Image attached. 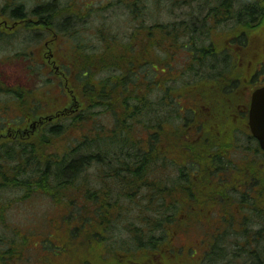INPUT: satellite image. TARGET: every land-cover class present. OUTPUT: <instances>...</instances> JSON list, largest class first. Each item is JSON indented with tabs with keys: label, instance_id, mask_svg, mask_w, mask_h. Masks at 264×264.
Segmentation results:
<instances>
[{
	"label": "trees",
	"instance_id": "1",
	"mask_svg": "<svg viewBox=\"0 0 264 264\" xmlns=\"http://www.w3.org/2000/svg\"><path fill=\"white\" fill-rule=\"evenodd\" d=\"M148 3V0H115V6L111 7L130 18L127 40H118L104 25L96 36L92 35L100 44L98 50L84 47L86 29L80 28V23L95 7L77 10L74 6V15H70L68 5L57 7L55 3H42L37 17L26 12L19 18L26 20L24 26L32 25L36 18L42 29L61 27V34L67 38L81 32L78 38L75 36L76 42L72 44L68 40L67 47L61 46L72 59V74L66 72V66L58 65V74L63 76L46 82L49 88H57V84L64 86L59 90L65 96L63 100L44 99L43 94L36 92L4 89L0 84V91L9 97L7 106H2L13 109L21 119L7 129L14 134L10 137L11 147L5 144L4 138L0 139V187L23 190V198L34 194L50 198L57 208L66 212L61 225L65 233L85 234L101 240L103 246L116 233L112 226L116 219L129 218L132 205L137 216L134 223L127 220V232L133 246L126 239L117 238L120 248L113 252H107L103 246L100 250L95 247L87 251L96 261L94 264H264V242L258 237L264 225L259 224L258 230L249 234L248 225L238 232V226L232 224L229 188L234 183L223 176L226 173L219 167L227 163L221 154L227 145L208 147L221 139L229 145L234 134L222 124L221 135L215 134L216 120L210 121L209 115L206 128L199 117L194 120L198 114L206 113L198 104V97L196 102L192 101L193 105L181 102L193 95L191 88L207 100L209 94L203 85L221 84L220 80L229 74L248 75L252 83L264 80L260 60L264 56V0H154L150 8L154 12L147 14ZM165 3L169 13L177 18L189 4L188 20L160 23L155 15L161 14ZM20 8L24 10L23 6ZM16 18L14 15L13 19ZM150 18L157 22L148 26ZM225 27L228 31L220 29ZM195 34L202 35L204 43L197 45L185 59L184 67L193 70L184 91L179 86L171 89L163 86V81L158 82L162 71L156 62L166 64L171 71L169 65H173L174 55L189 49ZM224 35H230L226 46L220 42V36ZM49 44L55 54L59 43ZM86 49L92 53H85ZM244 55L250 58L243 65V71L236 59ZM222 60L229 66L219 69L218 62H214ZM102 69L111 74L97 79ZM177 77L170 80L175 81ZM68 78L74 87L67 82ZM166 78L168 81L169 77ZM152 91L154 98H150ZM69 93H73L72 99ZM68 99L72 107L59 109L60 101ZM154 107L156 113L151 109ZM108 111L111 126L103 125L100 120ZM202 128L206 135L211 134L209 144L207 136H201ZM213 147L217 151L211 152ZM92 168L100 173H89ZM260 169L256 165L252 171L264 174ZM174 174L176 177L171 179ZM106 179L112 181L107 182L109 188L104 191L100 185ZM193 189L205 194L209 204L216 208L205 210V215L192 210L207 204L203 200L201 203L189 201L197 199ZM244 202L242 199L240 203ZM184 215L186 221H181ZM105 216L111 225L103 222ZM260 218L262 215L258 216L257 223L261 222ZM0 222L7 224L4 218ZM15 231L17 240L10 241L8 234L0 236V260L8 256L9 264H29L23 254L31 246L37 248V242L33 243L22 231ZM180 232L188 235L192 246L186 243L176 246L174 236ZM197 235L203 240H198ZM90 242L99 246L98 241ZM196 243L203 250L197 252ZM81 245L79 254L74 253L58 264H76L79 258L81 264H89ZM193 252L202 256L193 257ZM130 253L143 258H128Z\"/></svg>",
	"mask_w": 264,
	"mask_h": 264
},
{
	"label": "rangeland",
	"instance_id": "2",
	"mask_svg": "<svg viewBox=\"0 0 264 264\" xmlns=\"http://www.w3.org/2000/svg\"><path fill=\"white\" fill-rule=\"evenodd\" d=\"M28 2V5H32L33 3L31 0H24ZM43 4L48 3H55L57 7L60 5L61 7L68 5L71 9L70 15H74V6H76L77 10L84 9L83 7L92 6L95 11L91 13L90 16H87L85 21L83 23H80V28L83 30L85 28L84 32V39L83 42L85 44V48L87 47H93L94 49L98 50L100 47L99 42L95 41L96 38L92 35L96 36L98 33V29H102L103 26H108L109 29L112 31V34L116 35L118 40L123 39L127 40L125 38L126 34H129L130 28V18L126 15H122L120 13V10L118 8L115 9V6L113 5L115 0H42ZM149 3L146 5L147 8V14L154 12L153 9L150 10L152 3L154 0H148ZM75 4V5H74ZM168 3H165L164 7L162 8L161 14H156L155 18L156 20H159L160 23L168 22V23H174L176 19L178 21H186L188 20L189 16L187 15L188 12L191 10L190 5L188 4L187 8H184L182 14L180 13V10L178 13L181 14V17L177 18L175 14L173 16L169 13ZM236 8V6H234ZM152 15V14H151ZM63 20V17L60 18ZM38 20L34 18L33 24L30 26H24L19 30L18 35L16 38H11L7 40L4 43H0V84L2 85V88L4 89H15V90H24L28 92H36L38 94H43L44 99H55L59 101V98L63 100L65 97L62 93L59 92L61 87H64L63 85L57 84V88H53L52 86L49 88L48 84L46 82L48 80L57 78L59 76H63L62 74H58L60 72L57 71L56 67L58 68V65L60 66H66V72L73 71L74 66H72V59H70L69 52L64 50L61 46L67 47L68 45L65 44L68 40L76 42L75 36L78 38L80 35L79 33H76V35L72 33V36L67 38L64 34H61L63 28H53L56 31L60 32H54L52 29L53 26L47 27L46 29H42L40 25L37 24ZM152 22H157L155 19H148L147 24L150 26ZM109 23V24H107ZM72 28V26L70 27ZM52 29V30H51ZM221 30H226L227 27L220 28ZM61 35H60V34ZM221 34V33H220ZM223 34V33H222ZM231 35V34H230ZM230 35H224L220 36V42L222 45L226 46L229 43ZM66 37V38H65ZM211 38V37H210ZM95 41V42H91ZM213 41V38L210 40ZM55 43L60 46L57 47L56 53L53 54L54 59H51L49 61L48 59H42L41 63L37 65H29L27 64L28 61L32 58V55L34 52H38L41 47L45 46V43ZM86 42V43H85ZM191 45L189 49H183L181 52L178 53V56H181L180 59L176 58L178 56H175V59L171 61L173 64L172 66L169 65L171 68V71L165 66L166 64H158L156 67L159 71H162L160 73V76L158 77V82L163 81V86H168L172 88H175V86H179L181 91H184V87H186L187 79L192 77V68H186L184 67V63H186L185 59L188 58V56L191 55V51L195 50L197 45H201V43H204L203 36L199 34H195L192 39H190ZM120 43V42H119ZM70 45L71 47L73 45ZM88 44L89 46H87ZM57 46V45H56ZM91 49V48H90ZM90 49H86L85 53L91 54ZM226 49V48H225ZM26 54H30L31 57H28ZM190 54V55H188ZM24 57V58H23ZM34 58V57H33ZM179 59V60H178ZM56 61V64L54 67L51 64L52 62ZM218 62V68L221 69L223 65L226 67L229 66L222 61H215L214 63ZM237 64V62H236ZM244 64V62H243ZM211 65L208 63V66ZM36 66V67H34ZM53 69L56 70L53 72ZM64 71V70H63ZM164 71V72H163ZM111 72L107 69H102L100 74L96 76L97 79H105L106 76L110 75ZM177 79L175 81L170 80V78ZM54 77V78H53ZM169 77V80L167 81V78ZM75 81H77L76 78L73 77ZM67 82H70L71 87H74V83H71V79L68 78ZM78 82V81H77ZM161 83V82H160ZM49 88V90H48ZM194 90L193 95L187 96V100L181 99L182 104L185 105H193L192 101L196 102V99L198 97V91H195V88H191ZM76 90V89H75ZM158 90H161L160 88ZM175 90V89H173ZM162 93V90L159 92V94ZM71 99L73 98V93L68 94ZM84 95V94H83ZM154 91L151 93V97L154 98ZM157 95V94H156ZM11 98V97H10ZM12 99V98H11ZM9 97L6 93L3 91H0V118L2 119V122L0 124V139L4 138L5 144L9 147L12 146V143L10 142V137L13 138L14 134L13 132L10 133V131H7V129H10L11 126H16L15 123L19 120V116L16 115V112L11 109L10 107L7 108L5 106L6 102H8ZM61 102V106L58 108L63 110H67V108H71L72 106L69 105L70 101L69 99L67 102ZM86 103V102H85ZM2 104L5 106L3 107ZM9 109V110H8ZM156 113V107L151 108ZM70 110V109H69ZM4 111V113H3ZM6 112V113H5ZM101 118V119H100ZM99 119L101 120L103 125L111 126L112 118L110 116L109 111L105 114L101 115ZM19 119V120H18ZM111 122V123H110ZM19 124V123H17ZM3 132H6L7 134L2 135ZM13 134V135H12ZM1 144V143H0ZM89 173H96L97 175L100 172H96L94 168L90 170ZM176 175L174 174L170 178H175ZM112 181L111 179L102 180L100 187L103 188V190H107L109 188V184ZM258 185H256L254 188H256ZM186 189V186H185ZM194 190V189H193ZM197 194V199L189 200L191 203H201V201H206L207 203L205 206H201L203 208L202 213L205 215L208 208H216V206H211L209 204V201L205 194H203L200 191L194 190ZM24 197V191L23 190H17V189H10L8 187L3 188L0 187V218H4L5 222L7 224H4V222H0V236L3 234L10 235V241L12 239H18L16 236V231L19 230L24 232L26 236L33 239V243L37 242V248H33L31 246L28 251H25L27 253H24L23 256L29 261V264H58L59 261H61L60 256H63V260H66L67 258H70L71 255L75 253L76 255L79 254V245H81V248L85 249L84 255L88 256V263L94 264L96 261H93L92 257H90V253L87 252L91 249L98 248L99 250L104 245L101 243V240H95L96 238L89 237L88 238L91 241H98L99 246L93 244L90 242V240L86 236L79 235L78 237L73 235L70 238H67L68 233H65L61 227L63 216L65 213L62 211V209L57 208L54 203L51 201L50 198L44 197L41 194H34L30 198H23ZM184 197V194H183ZM185 198V197H184ZM198 201V202H196ZM12 202V204H11ZM146 202V201H145ZM260 214H254L251 216L252 220L258 219V216ZM137 216L136 209L131 205V209L128 213L129 218L120 220L116 219L115 224L113 226V231H116V233L109 237L108 239V245L103 246L104 250H108L107 252H113L115 249L120 248L117 247L120 245V242L117 241L120 239H126L129 244L132 243L131 246H133V242L131 238H128L129 234L127 232V220L129 222L135 221V217ZM123 217V216H120ZM79 220V219H77ZM81 221V220H80ZM103 222H105L106 225H111V223L108 222V219L104 218ZM6 226L8 227V231H5ZM107 229V228H106ZM180 233H175L174 242L176 246L180 247L183 243L191 245L192 241L190 238H188V235H184ZM202 233V232H201ZM101 239H105V236H100ZM84 240V243H80V241ZM65 242H68L65 243ZM66 245H65V244ZM87 246V249H86ZM42 248V249H41ZM134 248V247H133ZM197 252L203 250V247L200 243H196ZM130 257L128 258H135L136 255L134 253H130ZM123 258V257H122ZM19 264H22L21 262ZM25 264V263H23ZM76 264H81L80 258L78 259Z\"/></svg>",
	"mask_w": 264,
	"mask_h": 264
},
{
	"label": "flooded vegetation",
	"instance_id": "3",
	"mask_svg": "<svg viewBox=\"0 0 264 264\" xmlns=\"http://www.w3.org/2000/svg\"><path fill=\"white\" fill-rule=\"evenodd\" d=\"M31 1L30 3H33L32 5H28V2L24 0H0V27L6 28L4 32L0 29V43H4L11 38H16L19 30L26 21L25 19L19 18L26 12L34 13L35 17L41 12L43 1ZM21 6L24 7L23 11L20 8ZM14 15H17L16 19H13ZM51 49L50 44L46 42L45 47H41L37 53H33L32 58L27 64L30 66L37 64L36 62L40 64L42 59L51 61L54 54ZM248 58H250L248 55H244L240 60L239 58L236 59V62H239L242 67L240 68L241 70H243V65L248 62ZM260 60L264 67V56L260 57ZM227 79H233V81L231 83H226L225 81ZM220 81L221 84L207 83L203 85L204 90L209 94L207 100H203L200 92H198V104L201 105L206 113L198 114V116L196 113L195 116L197 117H195L194 120H198L199 117L204 123L203 127L206 128L205 124L209 123V117H211L210 121H214L213 119L216 120L215 134L221 135L219 131L221 124L224 126L225 130L227 126L228 129L232 131V134H234L229 145L225 143L224 139H221L219 142L211 144L208 147L227 145L221 153L224 158L223 161L227 163L219 167L226 173L225 175L223 174V176L228 177V179L234 183L229 188L232 194V199L229 202L232 211L231 218H233L232 224L233 226H238V232L248 225L250 231L248 233L252 234L253 230H258L257 226L259 224L264 225V185L251 189L255 187L258 182H264V174L252 171L256 165L260 166V172L264 171V150L252 133L249 114L252 94L257 89L264 87V80L252 83L253 81L248 75L229 74ZM212 89L214 90L211 92ZM208 115L209 117H207ZM204 128H202L201 136H207L206 143L209 144V137L211 134L207 132L206 135ZM189 129L191 128L189 127ZM180 134L186 137L184 133ZM202 139H200V141ZM213 150L217 151V148L213 147L211 152ZM256 180L258 181L255 182ZM242 199L245 200L244 203H240ZM192 210L199 212V215H201L203 208L195 206ZM254 214L262 215L260 223H257L258 219L252 220L251 216ZM181 221H186L185 215ZM198 232L201 233V230L198 229ZM197 237L198 240H203L202 236L197 235ZM258 237L259 240L264 242V229L263 233ZM253 239H256L255 236ZM8 248L10 249L9 245ZM138 253L139 252H137L136 255ZM199 256L202 255H200V253L195 255L193 252V257ZM136 258L143 257L139 256ZM121 261L123 260H120V262ZM9 262L10 259L8 256H4L2 261L0 260V264H9Z\"/></svg>",
	"mask_w": 264,
	"mask_h": 264
},
{
	"label": "water",
	"instance_id": "4",
	"mask_svg": "<svg viewBox=\"0 0 264 264\" xmlns=\"http://www.w3.org/2000/svg\"><path fill=\"white\" fill-rule=\"evenodd\" d=\"M250 126L264 149V88L257 90L253 95Z\"/></svg>",
	"mask_w": 264,
	"mask_h": 264
}]
</instances>
